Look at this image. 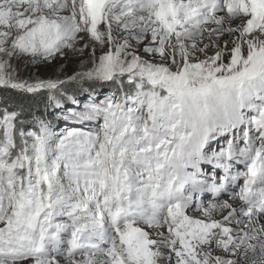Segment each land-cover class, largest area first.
Here are the masks:
<instances>
[{
    "label": "snow or ice",
    "instance_id": "6c2138e0",
    "mask_svg": "<svg viewBox=\"0 0 264 264\" xmlns=\"http://www.w3.org/2000/svg\"><path fill=\"white\" fill-rule=\"evenodd\" d=\"M0 264H264V0H0Z\"/></svg>",
    "mask_w": 264,
    "mask_h": 264
},
{
    "label": "trees",
    "instance_id": "16d2710c",
    "mask_svg": "<svg viewBox=\"0 0 264 264\" xmlns=\"http://www.w3.org/2000/svg\"><path fill=\"white\" fill-rule=\"evenodd\" d=\"M65 60H60V61H57V62H54L52 65L50 66H40L39 68H36V69H31V71H34L36 72L37 74L43 76V77H48V76H52L54 75L55 73V68H60V65L64 63ZM64 65V64H63ZM69 66H65L64 65V68H63V73H66L68 75H71L73 71H75L76 69H72V70H69L67 69ZM57 72V71H56ZM70 93V92H69ZM40 111L43 112V106L41 104V107H40ZM50 111V110H49Z\"/></svg>",
    "mask_w": 264,
    "mask_h": 264
},
{
    "label": "rangeland",
    "instance_id": "374dc122",
    "mask_svg": "<svg viewBox=\"0 0 264 264\" xmlns=\"http://www.w3.org/2000/svg\"><path fill=\"white\" fill-rule=\"evenodd\" d=\"M63 64L65 66H69L67 69L72 70V69H76L77 68L78 61L76 59H69V60L64 61ZM54 70H55V73L54 74H56V71L58 70V68H55ZM101 91L103 93H106V92H108V89L107 88H104ZM69 94H71V92ZM79 98L83 100V99H86V96H81ZM68 106L69 107H74L72 105H68ZM50 111H52V110H50ZM60 127H64L63 122H61Z\"/></svg>",
    "mask_w": 264,
    "mask_h": 264
}]
</instances>
